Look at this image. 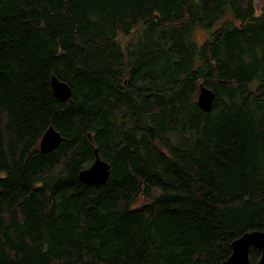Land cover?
<instances>
[{"label": "trees", "instance_id": "obj_1", "mask_svg": "<svg viewBox=\"0 0 264 264\" xmlns=\"http://www.w3.org/2000/svg\"><path fill=\"white\" fill-rule=\"evenodd\" d=\"M95 149L104 185L79 178ZM253 230L264 0H0V264H221Z\"/></svg>", "mask_w": 264, "mask_h": 264}, {"label": "water", "instance_id": "obj_2", "mask_svg": "<svg viewBox=\"0 0 264 264\" xmlns=\"http://www.w3.org/2000/svg\"><path fill=\"white\" fill-rule=\"evenodd\" d=\"M51 86L54 95L64 101L72 97L73 89L65 81L59 79L56 75H51ZM215 98V92L212 88L200 84L197 93V103L204 110H210ZM62 141V134L52 124L43 133L39 148L43 152L54 150ZM95 158L93 162L79 172L81 181L91 185H104L111 174L110 163L103 159L98 150H94ZM252 246L261 249L260 262L264 263V230L248 231L236 238L232 242V252L229 258L221 264H250L249 252Z\"/></svg>", "mask_w": 264, "mask_h": 264}, {"label": "rangeland", "instance_id": "obj_3", "mask_svg": "<svg viewBox=\"0 0 264 264\" xmlns=\"http://www.w3.org/2000/svg\"><path fill=\"white\" fill-rule=\"evenodd\" d=\"M255 2H256L257 7H259L263 3V0H255ZM206 36H207V33L200 29L196 30L194 33V37L196 41L199 43L202 42L206 38Z\"/></svg>", "mask_w": 264, "mask_h": 264}]
</instances>
